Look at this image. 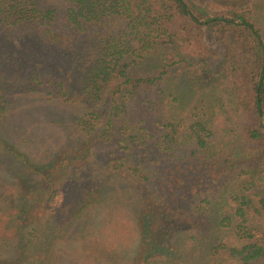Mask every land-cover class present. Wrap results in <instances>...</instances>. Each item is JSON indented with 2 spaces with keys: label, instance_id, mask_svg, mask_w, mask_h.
Instances as JSON below:
<instances>
[{
  "label": "trees",
  "instance_id": "16d2710c",
  "mask_svg": "<svg viewBox=\"0 0 264 264\" xmlns=\"http://www.w3.org/2000/svg\"><path fill=\"white\" fill-rule=\"evenodd\" d=\"M0 264H264V0H0Z\"/></svg>",
  "mask_w": 264,
  "mask_h": 264
},
{
  "label": "rangeland",
  "instance_id": "374dc122",
  "mask_svg": "<svg viewBox=\"0 0 264 264\" xmlns=\"http://www.w3.org/2000/svg\"><path fill=\"white\" fill-rule=\"evenodd\" d=\"M205 39L206 42L210 48L211 51L214 53H220L221 47L215 37L213 36L210 29L205 30ZM222 90L217 91V96H220L222 99V102L224 104L228 103V95L226 92H221ZM39 102H37L36 106L39 107V109H33L31 113H28L26 115L25 113L21 114V124L24 128H32L34 129L32 131V134H35V137L43 136L46 138V140L49 142L50 145L55 144L58 146L65 144V137L67 136V133L62 128H55V123L48 122V114H54L55 116H62L64 119L65 111L63 106L57 103L47 102L44 100L39 99ZM51 108V110H49ZM64 115V116H63ZM27 117V118H25ZM41 117V118H39ZM25 118V119H24ZM31 119V122H29V119ZM67 118V117H66ZM69 119V118H68ZM28 132L27 130L25 133ZM58 136V138H56ZM55 141V143H54Z\"/></svg>",
  "mask_w": 264,
  "mask_h": 264
}]
</instances>
